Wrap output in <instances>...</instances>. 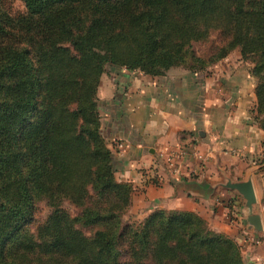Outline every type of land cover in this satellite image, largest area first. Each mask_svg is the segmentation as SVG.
<instances>
[{
	"label": "trees",
	"instance_id": "trees-1",
	"mask_svg": "<svg viewBox=\"0 0 264 264\" xmlns=\"http://www.w3.org/2000/svg\"><path fill=\"white\" fill-rule=\"evenodd\" d=\"M22 1L13 14L0 0V264H264L195 212L125 223L134 188L116 176L98 98L108 64L200 72L239 49L264 129V0ZM214 31L222 43L199 54ZM41 201L52 210L34 233Z\"/></svg>",
	"mask_w": 264,
	"mask_h": 264
},
{
	"label": "crops",
	"instance_id": "crops-1",
	"mask_svg": "<svg viewBox=\"0 0 264 264\" xmlns=\"http://www.w3.org/2000/svg\"><path fill=\"white\" fill-rule=\"evenodd\" d=\"M232 53L213 66H232ZM207 71L176 67L160 76L104 74L98 91L102 131L117 178L133 185V220L144 221L159 209L195 212L241 244L247 231L264 235V211L256 205L263 222L257 232L248 222L246 200L227 184L252 180L264 208V161H256L264 129L253 116L256 91L243 66L210 77ZM182 149L183 175L176 177L164 155Z\"/></svg>",
	"mask_w": 264,
	"mask_h": 264
},
{
	"label": "rangeland",
	"instance_id": "rangeland-1",
	"mask_svg": "<svg viewBox=\"0 0 264 264\" xmlns=\"http://www.w3.org/2000/svg\"><path fill=\"white\" fill-rule=\"evenodd\" d=\"M5 5H6V8H8L9 11L12 12L13 14H19V13H23L26 11L25 4L23 3L22 0H6ZM221 43H222V37H221L220 31H214L211 34L209 42L196 44V50L199 54H205V53H208L213 47H216L217 45H220ZM232 52H231L232 57L229 59V61L233 63L232 66H229V65H226L225 67H221L220 65H219V67H218V65L213 66V67L211 66V68L209 67L210 69L209 68L207 69L208 71L206 72V74L208 75V77H210L216 73H219L221 70L223 72H226V71L230 72L233 70V68H237L238 65L243 66V68L247 74V77H249L248 78V80L250 82L249 86L251 88L253 86V89L255 91L256 85H257V80L252 75V69L254 67L255 62L252 59H243V57L241 55V51L239 49L234 50ZM241 57H242V59H241ZM219 69H220V71H218ZM126 71L128 73H130L132 75V77H135L136 75H138L141 72L138 70H129L126 68H122L120 66L108 64L107 72L105 74H107L111 77L112 76L119 77V76H122V72H126ZM141 73H143V72H141ZM117 88H118V91H122V82L118 83ZM253 116L256 120V117H257L256 107H255V110H253ZM256 161L258 162V165L263 163V161H264V149H263V152H260L259 154H257ZM116 163L117 162H114V160H113L114 168H115ZM115 172H116V168H115ZM240 197L241 198L239 200H241V202L244 203L245 199L242 196H240ZM131 203H132V201H131ZM64 208L66 211H68L72 215H75L79 212V209L75 205L69 203L68 201L65 202ZM257 209L261 213H263V211H264L263 203L259 199H258V203H257ZM51 210H52L51 207L47 204L46 201L38 202L37 209H36V215H35V221L31 225V230L34 233L37 232L38 227L42 223L46 222V220L48 219V217L51 214ZM130 210L131 209L129 207L127 213L124 215V218H123L124 222L125 223L141 222L139 220H133L132 219L133 214L130 213ZM135 216L137 217L136 214H135ZM247 235H249V236H247ZM246 236L248 237L247 239L249 241H245L246 239H244V241H242L240 244L245 260H247L250 263L251 262L252 263L264 262V235L260 234V236L254 237L252 235V233H249L247 231ZM124 259H127V258L124 256Z\"/></svg>",
	"mask_w": 264,
	"mask_h": 264
},
{
	"label": "water",
	"instance_id": "water-1",
	"mask_svg": "<svg viewBox=\"0 0 264 264\" xmlns=\"http://www.w3.org/2000/svg\"><path fill=\"white\" fill-rule=\"evenodd\" d=\"M227 187L232 190L238 191L245 198L246 206L250 212L248 216V222L256 229L257 232H262L263 231L262 216L261 214L255 211V207L257 205L258 199L252 180L240 181V182L230 181L228 182Z\"/></svg>",
	"mask_w": 264,
	"mask_h": 264
},
{
	"label": "built area",
	"instance_id": "built-area-1",
	"mask_svg": "<svg viewBox=\"0 0 264 264\" xmlns=\"http://www.w3.org/2000/svg\"><path fill=\"white\" fill-rule=\"evenodd\" d=\"M183 153L184 151L182 149V150L171 151L164 155L165 162L167 163L170 172L172 173V175L176 177L183 175V171L180 163L183 157ZM196 154L198 153L196 152ZM200 157L201 159L205 160L204 156L200 155ZM247 238L245 241H249Z\"/></svg>",
	"mask_w": 264,
	"mask_h": 264
}]
</instances>
